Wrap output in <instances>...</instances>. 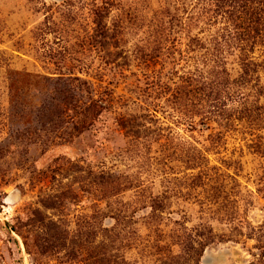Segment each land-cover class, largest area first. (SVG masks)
<instances>
[{"label":"rangeland","instance_id":"374dc122","mask_svg":"<svg viewBox=\"0 0 264 264\" xmlns=\"http://www.w3.org/2000/svg\"><path fill=\"white\" fill-rule=\"evenodd\" d=\"M262 11L0 0V264H264Z\"/></svg>","mask_w":264,"mask_h":264},{"label":"trees","instance_id":"16d2710c","mask_svg":"<svg viewBox=\"0 0 264 264\" xmlns=\"http://www.w3.org/2000/svg\"><path fill=\"white\" fill-rule=\"evenodd\" d=\"M263 12V14H264V11H262ZM256 15V14H255ZM255 19H257L258 20V18L257 17H255Z\"/></svg>","mask_w":264,"mask_h":264}]
</instances>
